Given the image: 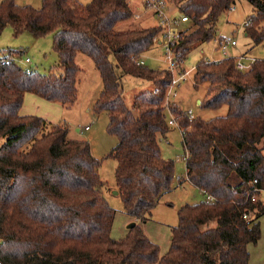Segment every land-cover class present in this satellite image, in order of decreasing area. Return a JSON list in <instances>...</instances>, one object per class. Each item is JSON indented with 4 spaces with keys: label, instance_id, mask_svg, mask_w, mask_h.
Listing matches in <instances>:
<instances>
[{
    "label": "trees",
    "instance_id": "trees-1",
    "mask_svg": "<svg viewBox=\"0 0 264 264\" xmlns=\"http://www.w3.org/2000/svg\"><path fill=\"white\" fill-rule=\"evenodd\" d=\"M189 18L172 49L183 61L191 49L219 36L220 16L236 0H172ZM252 13L244 33L252 47L264 45V0H247ZM133 16L128 0H42L39 8L0 1V33L52 34L57 71L21 67L8 51L0 57V258L2 264H249L250 244L261 237L264 202L251 200L264 189V58L248 71L237 56L200 59L193 76L223 87L200 104L225 116L189 121L177 104H165L172 80L168 68L137 65L133 56L149 50L159 26L117 30ZM94 63L102 89L93 105L108 112L107 130L117 137L116 191L128 216L144 223L160 197L174 186L175 165L163 157L159 136L175 119L185 148L187 180L206 198L178 209L167 252L135 223L122 239L111 237L115 211L105 199L100 161L85 139L72 138L65 124L20 114L24 95L71 107L78 99L76 56ZM132 75L151 88L127 106L121 77ZM227 99V100H226ZM170 114V117L168 116ZM207 196L212 200H207ZM247 215V217H244ZM133 222V221H132Z\"/></svg>",
    "mask_w": 264,
    "mask_h": 264
},
{
    "label": "rangeland",
    "instance_id": "rangeland-1",
    "mask_svg": "<svg viewBox=\"0 0 264 264\" xmlns=\"http://www.w3.org/2000/svg\"><path fill=\"white\" fill-rule=\"evenodd\" d=\"M1 1V0H0ZM18 4H29L39 8L42 0H15ZM88 3L90 0H80ZM133 16L118 23L117 30L124 31L134 28H145L159 26L160 20L153 14L147 0H128ZM166 2L165 12L171 21L180 20L181 14L177 5L172 0ZM252 6L247 0H236L233 10H229L220 16L217 28L219 36L209 42L195 45L189 52L186 59L179 63L174 70H170L176 78L181 76L179 84L176 86V96H166L165 104H177L182 110L191 108L196 117L208 120L216 116H225L228 112L227 106H222L217 110L202 108L207 99L217 94L227 96L228 91L223 87L212 88L207 82H198L194 76L196 63L204 58L205 60H217L226 57L225 54L217 50V40L235 39L236 46H231L227 54L236 56L240 50H248L252 55L263 57V45L253 48L252 41L243 30L247 17L252 13ZM188 22L179 23L175 28L178 31L187 26ZM160 29V27H158ZM157 36L162 38L161 30ZM21 51L19 56H15V61L23 68L35 69L40 73L57 71L58 56L53 50V36H34L28 31L20 35H14L12 27L8 26L0 33V57L8 51ZM145 65L150 68H168L169 64L166 56L165 40L154 45L144 53L140 54ZM30 58L26 63L25 58ZM76 63L80 67L78 72V99L71 107L65 106L57 101H49L31 92L24 95L22 106L29 111L25 115H37L56 123L65 124L69 129V136L81 138L89 142L92 155L100 161L99 175L103 181L102 191L109 205L114 209L115 216L111 228V237L122 239L127 235L129 216L124 210L121 197L116 193L115 168L116 160L109 156L113 147L117 143V137L107 130L108 112L106 110L99 113L93 110V105L102 89V80L92 60L78 53ZM121 88L124 100L128 107L131 106L135 96L151 88V84L141 78L132 75L121 77ZM214 94V95H213ZM229 94V93H228ZM215 97V96H214ZM36 98V99H35ZM197 99L202 103H198ZM227 100V99H226ZM21 106V108H22ZM22 114V113H20ZM170 117V114L168 115ZM172 116V115H171ZM88 126V129H84ZM167 134L159 136L160 148L164 158L171 159L175 165L174 188L163 194L158 204L152 209L148 219L143 223V230L147 232V237L160 248V253L168 251L171 244L172 227L178 223V209L188 203L194 204L205 200L206 196L195 185L186 179L185 169V148L182 133L177 125H169ZM252 264H264V244L252 253Z\"/></svg>",
    "mask_w": 264,
    "mask_h": 264
},
{
    "label": "built area",
    "instance_id": "built-area-1",
    "mask_svg": "<svg viewBox=\"0 0 264 264\" xmlns=\"http://www.w3.org/2000/svg\"><path fill=\"white\" fill-rule=\"evenodd\" d=\"M148 4L150 5V9L153 11V14L160 20L159 27L161 28V35L163 39H160L158 36L155 38V42L161 43V40H165V49H166V58L169 64L168 69L174 70L176 67L179 66V63L182 61L179 56L176 55V53L172 49V44L177 40L179 31L175 29L179 23H185L189 21V18L187 16H181L180 20H173L171 21L169 17L167 16L165 9H166V2L164 0H147ZM234 6L231 8L233 10ZM237 41L235 39H223L219 38L217 40V50L222 51L226 57L232 56L227 54L229 47L236 46ZM263 57L261 56H255L252 54H242L237 56L236 59V68L240 71H248L252 68V65L255 61L258 59L264 58V45L262 47ZM141 56H133L132 60L140 66H144L145 62L143 59L140 58ZM11 59L15 60V57H12ZM26 63L30 62V58L26 57L25 59ZM183 75V74H182ZM176 78L175 76H172L171 83L167 89V96H176L177 90L176 86L179 84V81L181 80V76ZM185 114L189 121H192L195 118V114L191 108L185 111ZM170 125H177L175 119L171 116L169 120ZM84 129H88V126H85ZM187 179V178H186ZM250 185L253 186L252 191L250 192L251 200L256 202L258 200H261L264 202V189H261L257 186V179H254L250 182ZM207 200H212L211 197L207 196ZM244 217H247V215H244ZM1 247V244H0ZM0 264H2L1 258H0Z\"/></svg>",
    "mask_w": 264,
    "mask_h": 264
},
{
    "label": "crops",
    "instance_id": "crops-1",
    "mask_svg": "<svg viewBox=\"0 0 264 264\" xmlns=\"http://www.w3.org/2000/svg\"><path fill=\"white\" fill-rule=\"evenodd\" d=\"M80 1V0H79ZM253 54V53H250L248 50H240L239 51V53L236 55V56H239V55H242V54ZM27 93V92H26ZM25 93V94H26ZM29 93H27L26 95H28ZM40 97V96H39ZM26 98H24V100H25ZM36 99V98H35ZM197 102L198 103H200V100L199 99H197ZM20 113H22L23 115H25V114H28L29 113V111H26V110H24V106H22V108H20ZM46 120H48V119H46ZM48 121H50V120H48ZM51 122H54V121H51ZM54 123H56V122H54ZM185 169H186V167H185ZM186 171V170H185ZM185 180H187V179H185ZM116 193H117V191H116ZM118 194V193H117ZM151 215H152V213H151ZM129 221L130 222H132V221H134L135 223H140V220H138V219H134V218H132V217H130L129 216ZM146 222V221H145ZM144 222V223H145ZM259 223H260V228H261V237H260V239L258 240V242H257V244H250L249 246H248V250L250 251V261H249V264H252V261H253V255H252V253H253V251L255 250V249H259L260 247H261V245H263L264 244V215H262L261 216V218L259 219ZM142 226H143V223H140ZM144 232H145V234L147 235V232L144 230Z\"/></svg>",
    "mask_w": 264,
    "mask_h": 264
},
{
    "label": "water",
    "instance_id": "water-1",
    "mask_svg": "<svg viewBox=\"0 0 264 264\" xmlns=\"http://www.w3.org/2000/svg\"><path fill=\"white\" fill-rule=\"evenodd\" d=\"M134 224H135V222L133 221V222H130L129 224H128V228H131V227H133L134 226Z\"/></svg>",
    "mask_w": 264,
    "mask_h": 264
}]
</instances>
